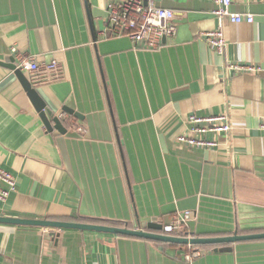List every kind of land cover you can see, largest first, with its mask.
I'll list each match as a JSON object with an SVG mask.
<instances>
[{
    "label": "crops",
    "instance_id": "obj_1",
    "mask_svg": "<svg viewBox=\"0 0 264 264\" xmlns=\"http://www.w3.org/2000/svg\"><path fill=\"white\" fill-rule=\"evenodd\" d=\"M109 2L0 0V62L58 61V79L46 68L34 86L66 129L49 132L15 71L0 65V166L17 185L0 216L146 229L189 211L195 236L263 233L264 0L231 4L256 20L225 24L223 54L204 36L217 25L214 0H157L177 26L157 50L101 37ZM221 112L233 128L217 148L177 142L189 114ZM215 249L189 260V246L0 223V264H264V239Z\"/></svg>",
    "mask_w": 264,
    "mask_h": 264
},
{
    "label": "built area",
    "instance_id": "obj_2",
    "mask_svg": "<svg viewBox=\"0 0 264 264\" xmlns=\"http://www.w3.org/2000/svg\"><path fill=\"white\" fill-rule=\"evenodd\" d=\"M237 0H214L216 7L212 11L216 19V27L204 33L206 43L219 54H223L227 46L224 27L227 22H254L253 13H232L231 4ZM251 2L253 0H244ZM177 33L176 12L170 8L157 4V0H110L107 6L105 26L101 37H128L135 47L157 50L163 46L164 38H173ZM237 71L257 73L260 67L250 64L232 63L229 65ZM17 68L27 73L33 85L37 86L42 78V70L48 68L54 73L52 80L61 75V68L56 59L47 64L40 63L35 56H18ZM232 122L229 113L221 112L211 116H201L197 113L188 115L186 130L177 137V142L191 148L214 149L220 145L223 137L232 132ZM264 130V119L260 123ZM81 131L82 128H79ZM213 136V137H211ZM16 179L13 173L0 166V208L9 201L16 191ZM190 212H177L171 222L162 224L161 233L174 236H185L187 232ZM187 259L202 255L203 248L189 246Z\"/></svg>",
    "mask_w": 264,
    "mask_h": 264
},
{
    "label": "water",
    "instance_id": "obj_3",
    "mask_svg": "<svg viewBox=\"0 0 264 264\" xmlns=\"http://www.w3.org/2000/svg\"><path fill=\"white\" fill-rule=\"evenodd\" d=\"M165 39L166 38H164L163 41H165ZM10 60L11 62L9 60H5V62H0V65L6 66L7 68L15 71L25 91L30 97L35 109L39 112L47 130L49 132H53L54 129H57L60 132H65L66 129L64 128L63 122L60 119V117L55 116L49 110L45 100L42 98V96L38 92L37 88L33 85L31 80L25 75V73H23L19 68H17V64L15 63L14 58L12 57ZM64 110L67 113L80 118V113L75 112L73 109L64 108ZM0 223H12L18 225L38 226L45 228L97 231V232L113 233L118 235L132 236V237L161 241L165 243H173L178 245H187V246L211 245V246H215L216 251L220 250L221 245H229L240 241L264 239V232L253 233V234H232L228 236H213V237L195 236L194 234H186L185 236L167 235L161 233L163 228L162 224H157L153 222H150L147 225L146 229L140 227L138 229H131L128 227L110 226V225L97 224V223H81V222L57 221V220H49V219L18 218V217L14 218V217L0 216ZM227 249H229V247L221 248V250H227Z\"/></svg>",
    "mask_w": 264,
    "mask_h": 264
},
{
    "label": "trees",
    "instance_id": "obj_4",
    "mask_svg": "<svg viewBox=\"0 0 264 264\" xmlns=\"http://www.w3.org/2000/svg\"><path fill=\"white\" fill-rule=\"evenodd\" d=\"M182 246H187V245H182ZM195 247H200V248H207V247H214V246H211V245H205V246H195Z\"/></svg>",
    "mask_w": 264,
    "mask_h": 264
}]
</instances>
